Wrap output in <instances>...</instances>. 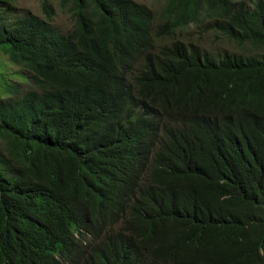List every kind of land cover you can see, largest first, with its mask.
<instances>
[{
	"label": "trees",
	"instance_id": "obj_1",
	"mask_svg": "<svg viewBox=\"0 0 264 264\" xmlns=\"http://www.w3.org/2000/svg\"><path fill=\"white\" fill-rule=\"evenodd\" d=\"M42 2L0 0V264H264V0Z\"/></svg>",
	"mask_w": 264,
	"mask_h": 264
},
{
	"label": "rangeland",
	"instance_id": "obj_2",
	"mask_svg": "<svg viewBox=\"0 0 264 264\" xmlns=\"http://www.w3.org/2000/svg\"><path fill=\"white\" fill-rule=\"evenodd\" d=\"M12 3L11 10L7 14L11 15L12 19L20 18L26 15H35L40 18H45L42 10V0H10ZM52 6L56 11V15L52 20L53 26L61 33H67L74 27L75 18L73 15L72 2L68 3L66 7H63L62 0H50ZM151 8L156 17H159L162 8L165 5L166 0H135ZM248 8H252L256 0H240ZM0 8H2L0 4ZM8 9L3 5L2 12ZM208 23H199L192 25L190 28L184 31L178 32L176 37L171 41L184 40L186 42H194L200 44L205 50L213 55H218L229 51L231 53H245L251 54V50L242 46H238L230 41L222 34L215 31H209L206 29ZM168 42V40H166ZM0 65L4 69V75L11 81L12 86H16L21 92L32 89V76L31 74L21 67L13 66L9 58L0 52ZM25 78V80L23 79ZM4 94V93H3ZM0 91V101L6 99ZM10 99V97H8Z\"/></svg>",
	"mask_w": 264,
	"mask_h": 264
}]
</instances>
